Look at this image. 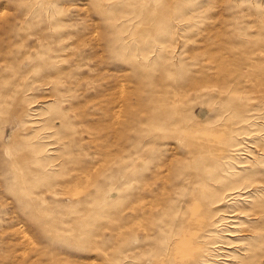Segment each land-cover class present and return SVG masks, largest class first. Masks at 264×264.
<instances>
[{
  "label": "rangeland",
  "instance_id": "rangeland-1",
  "mask_svg": "<svg viewBox=\"0 0 264 264\" xmlns=\"http://www.w3.org/2000/svg\"><path fill=\"white\" fill-rule=\"evenodd\" d=\"M0 264H264V0H0Z\"/></svg>",
  "mask_w": 264,
  "mask_h": 264
}]
</instances>
